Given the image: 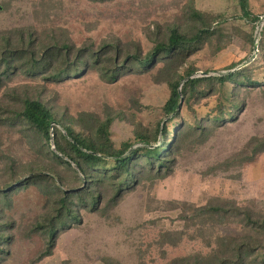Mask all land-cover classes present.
I'll use <instances>...</instances> for the list:
<instances>
[{"label":"rangeland","instance_id":"374dc122","mask_svg":"<svg viewBox=\"0 0 264 264\" xmlns=\"http://www.w3.org/2000/svg\"><path fill=\"white\" fill-rule=\"evenodd\" d=\"M250 6L263 17L264 0H250ZM241 14L239 0H0V52L7 40L6 48L38 55L46 46H66L71 55L63 67L78 70L51 81L24 74L17 61L0 77V264H170L183 257L194 264L193 258L210 253L209 242L216 247L224 237L256 248L247 264H264V250H258L264 235L235 209L264 220V140L255 143L263 148L256 154L251 143L264 139V20ZM206 27L212 36L189 57L150 70L126 68L133 61L128 56L145 58L172 29L191 36ZM84 50L103 52V64L87 54L78 59ZM245 62L258 84H227L226 100L219 83L204 82L196 97L183 99L179 114L166 116L170 80L188 69L195 77L216 76ZM5 69L0 61V75ZM27 98L95 138L100 124L110 121L117 148L141 145L140 136L160 148L178 130L185 139L174 148L173 171L157 177L144 169L119 195V181L91 187L75 167L55 160L54 140L49 148L19 117ZM216 114L228 120L215 123ZM194 119L203 134L189 131ZM79 188L84 197L93 190L96 205L73 206L80 197L62 193ZM63 198V216L75 208L77 219H65L46 255V228L58 222ZM210 207L228 213H202Z\"/></svg>","mask_w":264,"mask_h":264},{"label":"trees","instance_id":"16d2710c","mask_svg":"<svg viewBox=\"0 0 264 264\" xmlns=\"http://www.w3.org/2000/svg\"><path fill=\"white\" fill-rule=\"evenodd\" d=\"M239 6L241 8V19H245L251 22L260 21V16L255 15L251 10L250 0H239ZM264 16V15H263ZM211 28H202L191 36L181 34L177 29H172L166 42L158 43L151 53L145 58L138 56H128V59H133L130 66H126L127 69L136 67V71L150 70L154 68L161 61L165 62L168 66L177 63L181 59L189 57L194 50L199 49L205 40L212 36ZM9 40L3 46L0 52V61L6 68L5 71L0 75L7 77L11 72L10 68L14 69V65L17 61L22 62L20 69L22 72L30 77H45L48 80H58L62 77H73V74H77L78 70L76 67L66 68L64 64L69 62L71 55V49L69 47H56L46 46L41 51V55H38L35 51L30 49L27 50L25 47L17 48H6ZM91 53V55L89 54ZM103 52H94L91 50H84L80 52L78 59L81 55H88L92 60L99 65L104 60L102 59ZM107 55V53L105 54ZM116 56V54H115ZM113 58L108 57L106 61H112ZM89 64V63H88ZM247 65L236 70H232L236 67L233 65L228 68L227 73H221L216 76H203L195 77V71L188 69L184 75H178L177 79L170 80V97L166 101L163 111L167 117L175 116L179 114L182 108L181 103L186 98V102H189L192 98L197 96L199 86L204 82L219 83L223 88L222 99L225 97L226 100H230V97H226L227 91L226 86L234 85L247 86L258 84L259 82L253 81L247 74ZM71 65V64H70ZM63 68V69H62ZM66 68V69H65ZM52 69V70H51ZM103 71V70H102ZM117 74H113L115 76ZM228 114V113H227ZM232 115V113L228 114ZM223 115H215L213 122L220 123L227 121L223 119ZM21 121L28 126L35 134L41 137L45 141L49 148L52 147L51 140H54L55 151L50 150L52 156L56 161L65 163L66 165L75 167L82 177L86 178V182L93 187L97 183L103 182V180L119 181L117 191L121 195L125 188L133 187L132 184L136 182V179L141 175V171L148 169L151 172L155 171L157 177H165L168 173L173 171L172 154L177 144L185 139L181 130L175 131L168 144H163L160 148L152 147L147 137L140 136L141 145L134 147V144L124 143L121 147H115L110 141V121L100 124L96 129L95 134L86 135L81 131H77L73 126L62 124L58 118L55 117L53 111L48 108L44 103L37 99L27 98L23 101V108L19 114ZM195 117V116H194ZM189 123V122H188ZM192 124V125H191ZM189 131L203 134L204 128L199 127L198 120L194 119L192 123H189ZM61 127V129H60ZM192 127V128H191ZM165 134L166 131L164 130ZM183 135V137H182ZM264 139L259 138L252 139L251 143L256 146L254 154L263 151V148H258L256 142H261ZM139 168V169H138ZM138 174V175H136ZM49 176H44L42 179H49ZM59 188V186H57ZM90 191V195H82L81 188L71 190L66 195L62 192L65 197L72 198L71 196L80 197L78 204L73 206L84 205L85 207H93L98 201V197L94 196ZM118 197V196H117ZM62 207L58 210L56 216L58 222H53L46 228L47 235L50 238L49 248L46 255L51 254L52 247L56 243L57 231L60 225H63L65 219L73 221L77 219L76 209H67V214L63 216L62 210L66 206V200L62 199ZM66 208V207H65ZM237 212L244 215V221L247 226L253 227L261 235H264V220H254L246 210L235 208ZM205 210V209H202ZM202 213L207 214H219L224 215L228 213L227 210H223L219 207H210ZM60 219V220H59ZM222 243H218L216 247L208 243L211 248L210 253L206 257H199L194 259V264H247V257L255 253V249L248 243H238L230 237H224L219 239ZM264 250L259 248L258 250ZM257 250V251H258ZM261 251V250H260ZM191 257H183L173 260L170 264H187ZM207 260V261H206ZM246 261V262H245ZM110 264H119L110 262Z\"/></svg>","mask_w":264,"mask_h":264},{"label":"water","instance_id":"95a60500","mask_svg":"<svg viewBox=\"0 0 264 264\" xmlns=\"http://www.w3.org/2000/svg\"><path fill=\"white\" fill-rule=\"evenodd\" d=\"M261 19L264 20V16H263ZM255 49H256V44H255ZM246 65H247V62H245L243 65H241V66L239 67V69L242 68V67H244V66H246Z\"/></svg>","mask_w":264,"mask_h":264}]
</instances>
